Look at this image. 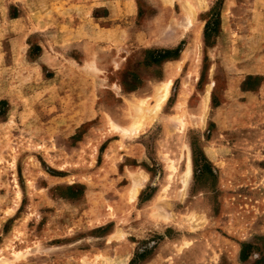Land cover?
Here are the masks:
<instances>
[{"label": "rangeland", "instance_id": "rangeland-1", "mask_svg": "<svg viewBox=\"0 0 264 264\" xmlns=\"http://www.w3.org/2000/svg\"><path fill=\"white\" fill-rule=\"evenodd\" d=\"M204 1L0 0V264H264V0Z\"/></svg>", "mask_w": 264, "mask_h": 264}, {"label": "bare ground", "instance_id": "bare-ground-1", "mask_svg": "<svg viewBox=\"0 0 264 264\" xmlns=\"http://www.w3.org/2000/svg\"><path fill=\"white\" fill-rule=\"evenodd\" d=\"M205 3H206V1L202 0L201 5L204 6ZM187 12H189V13L192 12V9L190 8V10H187ZM162 82H163V85L160 86L161 87L160 88L161 89V94H160V97H159V99L157 100V102H156V104L154 106V109H158L161 106V104L163 103V101L167 98L168 94H169L171 79H168V80L162 81ZM205 100L206 101L208 100V93H207V95H205ZM123 132H126L127 133L128 131H123ZM132 132H130V133H132ZM185 153H186L185 154V166H184V170H183V173H182V181H183L182 183L184 185L187 184V182H188V180H189V178L191 176L190 154H189V151L188 150ZM137 184H138V182H137Z\"/></svg>", "mask_w": 264, "mask_h": 264}, {"label": "crops", "instance_id": "crops-1", "mask_svg": "<svg viewBox=\"0 0 264 264\" xmlns=\"http://www.w3.org/2000/svg\"><path fill=\"white\" fill-rule=\"evenodd\" d=\"M21 21V18L18 17V18H7V23L8 24H13V23H16V22H20Z\"/></svg>", "mask_w": 264, "mask_h": 264}, {"label": "trees", "instance_id": "trees-1", "mask_svg": "<svg viewBox=\"0 0 264 264\" xmlns=\"http://www.w3.org/2000/svg\"><path fill=\"white\" fill-rule=\"evenodd\" d=\"M206 34H207V32H206ZM178 49V48H177ZM181 49V48H180Z\"/></svg>", "mask_w": 264, "mask_h": 264}]
</instances>
